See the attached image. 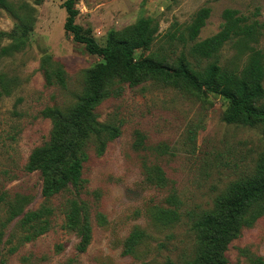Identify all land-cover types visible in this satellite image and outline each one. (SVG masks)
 I'll list each match as a JSON object with an SVG mask.
<instances>
[{"label": "rangeland", "instance_id": "1", "mask_svg": "<svg viewBox=\"0 0 264 264\" xmlns=\"http://www.w3.org/2000/svg\"><path fill=\"white\" fill-rule=\"evenodd\" d=\"M8 1L22 20L0 7V190L32 193L34 199L25 207L32 209L43 200L41 178L37 170L25 172L24 165L51 133L52 120L43 111L73 105L85 71L100 57L64 31V0ZM202 6L211 12L197 40L221 29L223 9H237L263 24L252 46L261 51L264 63V0H79L75 22L104 45L108 31L151 16L158 23L156 37L148 50H136L135 57L151 52L176 57L186 48L168 44L166 32L173 22L182 30ZM20 40L18 50L1 54L2 47ZM248 53L231 40L216 61L238 73ZM46 55L52 57L51 64L59 62L65 69L64 86L46 83L41 62ZM190 61L194 64L193 58ZM225 107L218 95H199L160 80L125 84L119 95L106 97L95 110L97 119L119 127L120 134L100 154L98 142L87 148L86 182L80 192L68 191L48 201L61 208L69 196L86 205L92 228L86 250H77L79 238L66 226L64 213L56 210L52 228L30 241L18 239L23 232L18 218L5 225L1 254L7 264H164L168 258L181 264L194 251V219L253 167L264 148L260 128L225 122ZM172 193L180 216L162 224L154 213L157 207H168ZM3 208L0 204V220ZM135 230L142 235L130 245L128 237ZM12 247L15 251L9 254ZM227 255L229 264H259V257L264 261V215L243 228Z\"/></svg>", "mask_w": 264, "mask_h": 264}, {"label": "trees", "instance_id": "2", "mask_svg": "<svg viewBox=\"0 0 264 264\" xmlns=\"http://www.w3.org/2000/svg\"><path fill=\"white\" fill-rule=\"evenodd\" d=\"M78 1L62 2L66 12L64 31L75 42L83 44L86 52L99 56L100 61L85 71L82 92L73 105L65 110L49 108L43 111L52 120L51 133L47 141L32 150L24 165L25 172L39 171L42 202L35 208L25 209L34 199L32 193L0 190V204L4 207V217L0 220V264H7V258L1 254V240L8 222L18 218L23 231L18 239L30 241L52 228V215L56 210L64 213L66 226L79 238L77 250H86L92 232L86 205L69 196L62 202V209L48 201L68 191L80 192L86 182L83 162L87 159V148L98 142L96 151L100 154L107 142L120 134L119 127L98 121L95 110L109 95H119L125 84L134 86L160 80L199 95L207 92L218 95L226 101L225 122L259 127L264 140V63L261 51L252 46L262 34L260 21L250 20L237 9L225 8L221 13V29L197 40L211 12L210 7L202 6L182 30L173 22L165 34L168 44L177 42L186 50L176 57L151 52L136 58L135 51L148 50L156 37L158 23L153 17L140 16L133 24L108 31L105 44L101 45L75 22ZM0 7L22 20L8 0H0ZM231 40L241 51H249L246 65L238 73L216 61L219 50ZM21 44V40L9 43L1 48V54L18 50ZM190 58L194 59V64ZM51 60L52 57L46 55L41 61L46 83L64 86L66 71L62 64L53 65ZM166 200L168 207H157L154 213L162 224L171 223L180 216L177 196L172 193ZM263 215L264 148L253 167L232 180L213 200L212 206L194 219V251L181 264H229L230 244L241 235L243 228L253 225ZM141 235L135 230L128 237L129 244L137 243ZM14 251L15 247L8 249L9 254ZM257 261L264 264L260 257ZM164 264L180 263L168 258Z\"/></svg>", "mask_w": 264, "mask_h": 264}]
</instances>
